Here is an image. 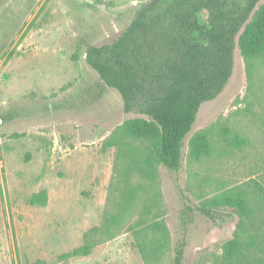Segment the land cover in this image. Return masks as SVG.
Wrapping results in <instances>:
<instances>
[{"label": "rangeland", "instance_id": "rangeland-1", "mask_svg": "<svg viewBox=\"0 0 264 264\" xmlns=\"http://www.w3.org/2000/svg\"><path fill=\"white\" fill-rule=\"evenodd\" d=\"M147 1L0 0V264H171L182 241V264H264V56L245 59L234 47L228 81L200 104L180 167L169 170L146 141L121 132L143 116L123 112L120 94L84 59L87 45L111 43ZM224 128L247 142L227 144ZM199 134L207 145L196 155ZM234 187L251 213L226 258L244 217L215 198ZM40 189L47 203L29 204ZM106 213L119 219L90 254L58 257Z\"/></svg>", "mask_w": 264, "mask_h": 264}, {"label": "trees", "instance_id": "trees-1", "mask_svg": "<svg viewBox=\"0 0 264 264\" xmlns=\"http://www.w3.org/2000/svg\"><path fill=\"white\" fill-rule=\"evenodd\" d=\"M259 1L148 0L111 43L85 47V62L104 86L120 94L123 112L146 117L124 120L121 132L146 141L165 168L180 167L183 140L200 104L215 98L232 73L234 47L237 45L245 59L264 56V1L256 7ZM222 139L233 146L247 142L230 134L228 128L223 129ZM193 142L200 147L196 155L205 152L204 135H197ZM144 162L149 165L151 159ZM134 191H127V197L124 194V205ZM215 201L235 207L244 217L237 221L234 237L224 245V256L231 258L242 245L240 238L251 213L249 201L239 187L217 195ZM28 202L44 206L46 190L32 193ZM197 210L212 220L221 216L220 210L210 206L200 205ZM117 219V214L106 213L101 225L86 231L81 245L58 257L66 260L90 254L107 233L110 235ZM183 245L182 241L174 246L171 264L183 263Z\"/></svg>", "mask_w": 264, "mask_h": 264}]
</instances>
